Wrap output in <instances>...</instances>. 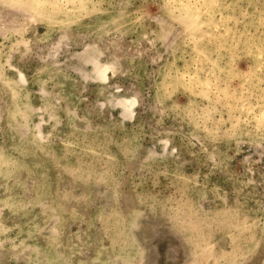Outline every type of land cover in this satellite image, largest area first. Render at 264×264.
<instances>
[{"label": "rangeland", "instance_id": "obj_1", "mask_svg": "<svg viewBox=\"0 0 264 264\" xmlns=\"http://www.w3.org/2000/svg\"><path fill=\"white\" fill-rule=\"evenodd\" d=\"M0 264H264V0H0Z\"/></svg>", "mask_w": 264, "mask_h": 264}, {"label": "bare ground", "instance_id": "obj_2", "mask_svg": "<svg viewBox=\"0 0 264 264\" xmlns=\"http://www.w3.org/2000/svg\"><path fill=\"white\" fill-rule=\"evenodd\" d=\"M105 74H106V72H102V75H101V77L103 78V79H106V77H105ZM127 102L129 103V101H126V105H127ZM129 107V106H128Z\"/></svg>", "mask_w": 264, "mask_h": 264}]
</instances>
